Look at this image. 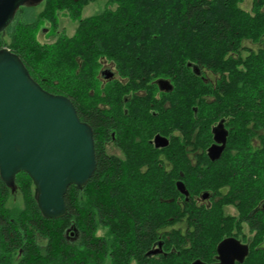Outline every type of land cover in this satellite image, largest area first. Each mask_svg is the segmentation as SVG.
Masks as SVG:
<instances>
[{
  "label": "trees",
  "instance_id": "trees-1",
  "mask_svg": "<svg viewBox=\"0 0 264 264\" xmlns=\"http://www.w3.org/2000/svg\"><path fill=\"white\" fill-rule=\"evenodd\" d=\"M97 1L102 0H44L36 16L35 6H22L0 32V50L17 54L43 89L67 96L77 111L78 99L85 104L92 90L104 91L97 83L103 58L133 85L171 79V95L183 110L188 96L204 92L193 67L217 70L232 49L264 39V0H253L250 10L241 0H103L84 16L85 7ZM63 13L78 22L73 35L60 29ZM42 21L50 23L43 32L55 36L51 43L35 35ZM239 62L245 65L234 71L237 93L264 96V49ZM86 115L95 122L104 117L98 110ZM95 154L93 176L83 188L69 187L68 212L60 218L43 215L34 181L24 171L16 176L15 191L24 206L6 207L15 192L0 176V264H171L149 253L155 240L164 242L159 227L171 223L180 207L176 199L169 206V199L158 197L159 173L139 172L141 150L123 162L107 156L97 139Z\"/></svg>",
  "mask_w": 264,
  "mask_h": 264
},
{
  "label": "flooded vegetation",
  "instance_id": "flooded-vegetation-1",
  "mask_svg": "<svg viewBox=\"0 0 264 264\" xmlns=\"http://www.w3.org/2000/svg\"><path fill=\"white\" fill-rule=\"evenodd\" d=\"M261 49L264 39L246 41L220 58L217 70L193 67L204 92L188 96L183 110L171 79L133 85L107 58L97 75L104 91L92 90L85 104L77 100L105 154L127 162L141 150L139 172H158V197L180 204L173 221L159 227L164 242L149 250L157 260L264 264V96L238 94L234 72ZM93 110L103 120L85 116Z\"/></svg>",
  "mask_w": 264,
  "mask_h": 264
},
{
  "label": "water",
  "instance_id": "water-1",
  "mask_svg": "<svg viewBox=\"0 0 264 264\" xmlns=\"http://www.w3.org/2000/svg\"><path fill=\"white\" fill-rule=\"evenodd\" d=\"M44 0H0V32L22 6ZM97 168L92 127L73 102L41 87L20 57L0 50V176L13 192L16 176L27 172L47 218L67 214L71 185L83 188Z\"/></svg>",
  "mask_w": 264,
  "mask_h": 264
},
{
  "label": "rangeland",
  "instance_id": "rangeland-1",
  "mask_svg": "<svg viewBox=\"0 0 264 264\" xmlns=\"http://www.w3.org/2000/svg\"><path fill=\"white\" fill-rule=\"evenodd\" d=\"M252 2L253 0H241L240 5L243 8L250 10L252 6ZM103 3L104 1L102 0V1H97V2H93L89 4L88 6L85 7L83 15L88 16V15L93 14L96 9H98L100 6L103 5ZM34 6L36 8L33 9L34 11L33 13L36 16L42 10L43 6H42V3L38 5H34ZM59 19H60V29L64 28L65 32L68 35H73L78 22L75 20H72L68 15L64 13L59 17ZM49 24L50 23L48 21H42L38 29L35 31V35L40 42L51 43L55 40V36L50 34V32H48V29L45 30V32H43L44 29L50 26ZM6 40H8V38H6ZM23 206H24V199H23V195L20 192L12 193L6 201V207L8 208L15 209V208H22ZM103 231L104 230L101 229L99 232L103 233Z\"/></svg>",
  "mask_w": 264,
  "mask_h": 264
}]
</instances>
